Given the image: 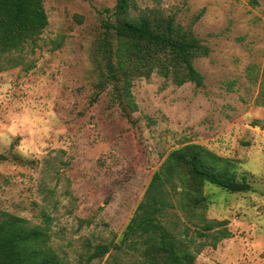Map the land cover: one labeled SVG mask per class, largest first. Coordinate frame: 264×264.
<instances>
[{
  "label": "rangeland",
  "instance_id": "1",
  "mask_svg": "<svg viewBox=\"0 0 264 264\" xmlns=\"http://www.w3.org/2000/svg\"><path fill=\"white\" fill-rule=\"evenodd\" d=\"M135 1L175 14L210 48L195 59L204 86L135 78L132 111L113 85L99 92L92 62L116 0H44L39 39L14 54L18 64L0 60V209L34 224L48 214L65 264H106L116 249L88 255L121 241L168 154L198 143L231 160L253 190L206 185V216L227 219L232 235L208 242L194 264H264V0Z\"/></svg>",
  "mask_w": 264,
  "mask_h": 264
},
{
  "label": "trees",
  "instance_id": "2",
  "mask_svg": "<svg viewBox=\"0 0 264 264\" xmlns=\"http://www.w3.org/2000/svg\"><path fill=\"white\" fill-rule=\"evenodd\" d=\"M48 24L44 0H0V60L18 64L14 54L36 42ZM103 28L91 54L96 86L102 92L113 85L132 111L137 109L131 91L135 78L157 72L177 85L204 86L195 59L208 56L210 48L192 27L177 23L175 14L159 6L139 10L135 0H116ZM235 168L231 160L202 144L187 142L172 150L152 175L121 241L97 244L88 259L114 248L106 264H126L125 254L138 255L137 264H194L208 242L217 246L232 235L227 219L206 216V185L233 193L253 190L245 176L239 180ZM176 209L184 220L173 217L171 210ZM43 217L34 224L0 209V264H65L51 243V217Z\"/></svg>",
  "mask_w": 264,
  "mask_h": 264
}]
</instances>
